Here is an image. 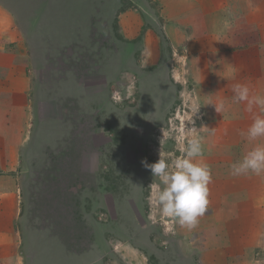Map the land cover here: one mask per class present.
Segmentation results:
<instances>
[{"label":"rangeland","instance_id":"374dc122","mask_svg":"<svg viewBox=\"0 0 264 264\" xmlns=\"http://www.w3.org/2000/svg\"><path fill=\"white\" fill-rule=\"evenodd\" d=\"M29 1L16 23L0 0V264H264V176L230 175L264 144L240 135L252 114L232 103L235 84L264 94V0ZM86 27L88 47L71 40ZM193 126L212 182L189 230L153 205L141 161L181 155Z\"/></svg>","mask_w":264,"mask_h":264},{"label":"clouds","instance_id":"9594fccd","mask_svg":"<svg viewBox=\"0 0 264 264\" xmlns=\"http://www.w3.org/2000/svg\"><path fill=\"white\" fill-rule=\"evenodd\" d=\"M232 103H245L246 111L252 114V124L240 135L248 142L264 138V94H253L247 84L233 85ZM230 105L221 101L215 105L217 113L227 110ZM194 124V122H192ZM201 129V128H200ZM195 126L187 128L180 140L181 155L171 160L159 153L153 164L146 160L142 165L158 178L160 184L153 185L152 203L163 217L171 218L181 227L195 228L199 218L204 216L208 207V185L212 182L211 170L203 162V136ZM264 176V144L257 143L242 159L230 165V175ZM162 185V186H161Z\"/></svg>","mask_w":264,"mask_h":264},{"label":"trees","instance_id":"16d2710c","mask_svg":"<svg viewBox=\"0 0 264 264\" xmlns=\"http://www.w3.org/2000/svg\"><path fill=\"white\" fill-rule=\"evenodd\" d=\"M9 2H11L12 4L9 6V8H11V11H12V15L14 16V18H15V20H16V23H18L19 21H18V17H17V15H19V12L22 10V7H23V5H22V3H24L23 2V0H8ZM35 1V0H34ZM34 1H33V3H34ZM31 2V0L29 1V4H31L30 3ZM93 15V17H92V20H93V24L95 25V27H96V29L99 31V32H103V27L101 26V24H102V22L103 21H105L106 19H109V18H104V16L101 14V12H99V11H96L95 10V13H93L92 14ZM40 15H38V18H36V21H35V19L32 21V27L34 28H36V27H38L39 26V24H40ZM26 21V20H25ZM92 23H91V25H92ZM36 25V26H35ZM91 25H90V27H91ZM31 26V25H30ZM90 27H86V29H85V32H83V35H81L80 37H78V38H72L71 40H76V41H81L82 43H85L86 44V46L88 47V44L90 45L91 43V41H90V35H89V29H90ZM34 28V29H35ZM110 29H106V31H109ZM62 42V41H61ZM78 43H80V42H78ZM119 43V42H118ZM125 43V42H124ZM128 44H130V43H128ZM57 45H59L60 47H61V44L60 43H57L55 40H53V38L52 37H50V39H49V42L47 43V50H49L50 52H52V53H54V52H56L58 49H59V46L57 47ZM92 45V44H91ZM96 46V43H93V47L92 48H96L95 47ZM129 46V45H128ZM132 46V45H131ZM90 50L91 51H94V50H92L91 48H90ZM105 50L103 49V48H101L100 49V51H99V53L101 54V56H102V52H104ZM99 57L98 55L96 56V58L98 59V62L100 61V58H102V57ZM104 58V57H103ZM102 60V59H101ZM67 78H69V79H71L72 80V82H74L73 81V77H72V75H71V73H69V72H67L66 73V75H65V77L63 78V79H59L57 82L56 81H54V82H51L50 84H51V86L53 87L52 89H55V88H57V86H58V84L60 83V82H62V81H64V80H66ZM60 81V82H59ZM72 85H73V89H74V84H70V86L69 87H72ZM46 88V87H45ZM75 89L77 90V91H79L80 92V90H78V89H80V86H79V84H77L76 86H75ZM71 94H73L74 96H75V94H76V91H75V93H73V90H71ZM49 95L50 96H61V93H60V91H59V88H58V90H57V92L56 91H50V93H49ZM83 99L85 100V101H89V105L87 106V108H90V106H92L91 104H90V101H91V98H89V96H85V95H83ZM93 98V97H92ZM96 104H98L97 105V107L98 106H100V103H96ZM104 111H105V109L104 110H102V112L101 113H104ZM123 138H124V136L122 137V134L119 132V130H116L115 132H114V141L116 142V141H118V142H121L122 141V143H123ZM122 143H120V144H122ZM119 146V145H118ZM113 169L114 168H112L111 170H112V173L111 174H113L114 172H113ZM94 236H99V234L97 235V234H92V238L94 237ZM102 236H104V235H102ZM98 252V251H97ZM83 253H85V254H87V251H83L82 253H79V255L81 254H83ZM100 254V253H99Z\"/></svg>","mask_w":264,"mask_h":264},{"label":"crops","instance_id":"0c3cea01","mask_svg":"<svg viewBox=\"0 0 264 264\" xmlns=\"http://www.w3.org/2000/svg\"><path fill=\"white\" fill-rule=\"evenodd\" d=\"M209 15H211V16H209ZM206 16H208L209 17V19L207 20L206 19ZM211 17H212V14L210 13V12H208V13H206V14H204V15H202V25L204 26L205 25V28L207 29V30H210V28H212V19H211ZM205 29V30H206ZM213 29H214V26H213ZM14 77H17V74H15V76ZM3 85L6 87V83H3ZM4 86H3V88H4ZM24 87H25V84H23V82L21 83V86H20V90H18L19 91V93H17L16 91H15V89L13 88L12 89V91H11V94L12 95H14V94H16V95H18V97H21L20 95H22V97H23V95L25 96V94H24ZM5 91V90H4ZM5 102H6V100H5ZM5 118H6V116H4L3 118H2V121L1 122H4V120H5Z\"/></svg>","mask_w":264,"mask_h":264}]
</instances>
